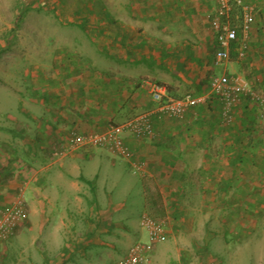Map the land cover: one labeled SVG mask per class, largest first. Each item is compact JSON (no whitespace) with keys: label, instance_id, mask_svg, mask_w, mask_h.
I'll list each match as a JSON object with an SVG mask.
<instances>
[{"label":"crops","instance_id":"0c3cea01","mask_svg":"<svg viewBox=\"0 0 264 264\" xmlns=\"http://www.w3.org/2000/svg\"><path fill=\"white\" fill-rule=\"evenodd\" d=\"M245 1L255 6L246 45L240 55L237 41L229 61L222 66L214 62L217 43L209 28L214 0H97L100 7L93 14L94 20L99 15L109 21L108 14L100 11L110 5L114 27L98 33L96 45L73 42L67 51L70 60L56 62L50 70V92L43 97L55 102L49 110L51 118L59 124L64 120L65 128L102 131L110 123L150 113L154 135L137 139L127 134L125 141L133 153L130 158H121L141 181L145 208L149 206L145 180L157 190L152 195L162 197L161 212L168 218L165 238L168 236L153 251L154 242L148 245L155 253L153 264H196L194 252L181 253L175 247L181 241L190 246L194 236L183 239V235L176 236L178 230L187 229L189 234L194 229L213 228V215L220 210L227 212L228 207L240 204L238 200L250 197V186L263 176L262 169L250 173L251 164L264 163L258 160L264 151H255L247 144L246 135L252 128L246 121L251 115L241 106L235 107L234 120L226 123L221 117L222 102L208 86L213 73L227 72L246 78L252 90L264 91V0ZM86 3L95 5L94 0H84ZM151 82L164 84L172 96L186 95L177 94L185 88L202 99L183 117H169L157 111ZM109 153L103 147L85 146L67 155L68 166L80 162L76 158L79 154L85 160H105L109 169L103 173L110 177L93 172L92 177L100 182L90 184L93 178L86 177L75 164V173L68 179L72 180V193L63 191L64 199L70 202L61 205V210L54 205L57 195L49 185L67 180L61 171L52 169V164L66 156L33 159L30 164L37 169L27 183L33 196L29 202L25 199L27 217L11 237L0 242V248L5 246L11 254L26 252L25 242L19 240L26 227L29 232L38 229L43 236L40 240L36 233L31 234L28 240L35 248L37 264H112L124 257L134 242H144L139 236L130 240V226L123 224L119 213L121 204L106 201L116 190V180L123 178L117 169L116 157L120 156ZM133 166L139 167L140 174ZM80 179L82 184L77 182ZM162 248L171 252L158 254Z\"/></svg>","mask_w":264,"mask_h":264},{"label":"rangeland","instance_id":"374dc122","mask_svg":"<svg viewBox=\"0 0 264 264\" xmlns=\"http://www.w3.org/2000/svg\"><path fill=\"white\" fill-rule=\"evenodd\" d=\"M94 2L95 5L84 4V0H0V208L9 206L22 193H25L28 202L33 197L32 186L27 187V183L31 173L37 169L30 164L35 158L66 156L52 164V169L61 171L67 180L61 181L62 183L58 182L60 180L54 181L49 185V189L57 195L54 205L59 210L62 209L61 205L70 202L64 199L63 191H71L69 183L72 180L68 179L71 173H75V164L89 179L93 178V172L102 174L103 170L109 169L105 160H85L80 154L76 157L80 162L75 161V164L72 162L68 166L67 155L78 152L76 149H66L68 136L71 132L79 131L65 128L64 120L61 124L54 122L50 111L55 102L43 97L50 92V70L56 62H67L70 58L67 51L73 42L79 45H96L99 41L98 33L114 27L112 6L100 11L101 14H108L109 21L100 19L99 15L94 20L93 14H97L100 7L97 0ZM112 43L111 41L110 47ZM183 90L186 91L177 94L200 96L193 90ZM253 91L264 98V91ZM245 106L248 108L246 101L241 109L250 115L251 111ZM62 111L64 114L65 110ZM246 122L252 128L246 135L247 144L255 151H264V116L252 117ZM102 153L105 156L106 152ZM109 156L114 154L109 153ZM116 161L123 178L116 180V190L106 201L121 204L119 213L122 214L123 224L130 226V240L133 241L139 236L148 243L147 232L140 225V218L143 213L150 212L153 216L168 221L166 214L161 212L162 197L152 195L157 190L145 180L144 192L149 203L145 208L140 179L127 169L121 157H116ZM133 168L139 173V167ZM103 174L106 178L110 177L105 172ZM262 174L261 180L250 186V197L243 198V201L238 200L240 204L233 208L228 207L227 212L220 210L213 215L212 219L216 221L213 228L194 229L195 234H188L187 229L178 230L176 236L183 235V239L189 235L194 236L190 246L182 241L175 245L178 251L194 252L198 259L196 264H264V170ZM77 182L82 184V179ZM99 182L100 178H93L90 184L99 185ZM145 185L151 187V190L148 191ZM101 192L102 189L97 193ZM23 230L19 240L25 242L26 252L11 254L3 246L0 248V264H37L38 261L33 256L36 254L35 248L29 245L28 240L35 233L37 239L42 240L41 231L34 229L29 232L26 227ZM167 236L168 234L166 238ZM166 238L164 236V239L155 241L151 250L161 246ZM123 241H126L124 234ZM165 250L162 248L157 252L162 255ZM152 251L148 248L146 250V264L156 263L155 253Z\"/></svg>","mask_w":264,"mask_h":264},{"label":"built area","instance_id":"2783aa9c","mask_svg":"<svg viewBox=\"0 0 264 264\" xmlns=\"http://www.w3.org/2000/svg\"><path fill=\"white\" fill-rule=\"evenodd\" d=\"M215 8L209 14V28L213 34L217 48L214 54L216 65H223L230 59L233 42L240 45L239 54L246 45L255 6L245 0H214ZM210 92L222 102L221 117L226 123L234 120V108L240 97L247 95L255 103L257 118L264 116V98L254 92L246 78L239 74L227 72L213 73L208 82ZM150 94L156 102L157 111L169 117L181 118L186 110L201 101V97L186 94L175 97L168 93L167 87L158 82L149 83ZM127 134L141 139L154 135V125L150 113L143 112L122 123H110L102 131L71 132L68 136L66 149H80L85 146H99L108 150L111 154L123 158H130L132 151L125 141ZM28 214L23 193L7 207L0 208V242L11 237L17 225ZM140 225L145 229L148 243L139 241L132 246L129 252L112 264H143L148 245L162 240L166 232L165 219L154 218L143 213Z\"/></svg>","mask_w":264,"mask_h":264},{"label":"trees","instance_id":"16d2710c","mask_svg":"<svg viewBox=\"0 0 264 264\" xmlns=\"http://www.w3.org/2000/svg\"><path fill=\"white\" fill-rule=\"evenodd\" d=\"M236 45V42H233V44H232V46H235ZM241 98H243V97H240V100H239V102H238V104H237V108L238 107H240V106H242V104L244 103H242V99ZM245 98V97H244ZM243 98V99H244ZM244 101H246L247 103H248V108H247V106H245L247 109H249L250 111H251V118L252 117H258L257 115V111H256V106H255V103L254 102H252L251 100H250V98L246 95V99H244ZM252 115H255V116H252ZM258 160L260 161V162H264V155L263 154H261V156H259V158H258ZM251 169H250V173H252L253 171L255 172H257V171H259V170H261L262 169V171L264 170V163L263 164H261L260 166L259 165H256V164H251V167H250ZM253 169H255V170H253Z\"/></svg>","mask_w":264,"mask_h":264}]
</instances>
